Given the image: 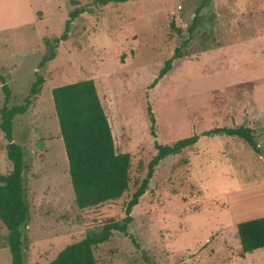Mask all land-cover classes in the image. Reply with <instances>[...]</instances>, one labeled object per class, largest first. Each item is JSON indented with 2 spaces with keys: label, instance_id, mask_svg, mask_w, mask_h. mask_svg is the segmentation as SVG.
Returning a JSON list of instances; mask_svg holds the SVG:
<instances>
[{
  "label": "rangeland",
  "instance_id": "rangeland-1",
  "mask_svg": "<svg viewBox=\"0 0 264 264\" xmlns=\"http://www.w3.org/2000/svg\"><path fill=\"white\" fill-rule=\"evenodd\" d=\"M13 2L0 0V17ZM76 2L30 0L45 22L0 32V74L10 90L7 106L23 103L35 72L42 77L27 109L15 114L11 124L12 140L22 152L28 215L20 227L21 264H44L103 223L121 222L125 202L156 152L154 140L171 144L191 134L199 135L193 145L154 167L131 207L125 232L111 230L107 240L92 248L95 263L264 264V247L244 257L233 250L238 247L235 223L264 212V114L248 112L256 86L255 94L264 97V64L251 57L255 47L242 41L240 63L232 65L233 0ZM76 7L85 11L70 19L54 57L37 67L48 53L43 39L58 36L68 11ZM169 58L170 68L151 86ZM81 79L93 80L115 152L129 154L126 191L85 208L74 203L50 95L52 87ZM237 126L250 128L257 151L234 135H201ZM5 144L0 131L2 174L11 168ZM5 235L0 222V264L10 262Z\"/></svg>",
  "mask_w": 264,
  "mask_h": 264
},
{
  "label": "trees",
  "instance_id": "trees-1",
  "mask_svg": "<svg viewBox=\"0 0 264 264\" xmlns=\"http://www.w3.org/2000/svg\"><path fill=\"white\" fill-rule=\"evenodd\" d=\"M96 1L106 4L125 0ZM69 2L77 3L76 0H69ZM83 11H85L83 7H76L68 11L62 32L50 40L43 39V43L49 45L48 53L42 55L37 67L43 66L45 62L54 57L56 43L66 38L70 19ZM170 65L171 59H166L152 80L151 86L165 74ZM41 82L42 77L35 72L34 80L23 98V103L7 106L10 90L0 74L2 91L0 131L6 141V158L11 167L9 172L0 173V222L6 229L5 241L10 254L9 264H21L22 262L20 227L25 225L28 216L21 180L22 152L20 146L12 140V118L15 114L25 112L30 97L38 92ZM50 95L75 205L78 208H85L119 198L128 187L129 154L127 152L117 153L114 150L110 127L98 99L93 80L81 79L54 86L50 89ZM147 112L149 113L150 134L155 137L152 129L154 118L148 107ZM219 132L237 136L256 150L249 127H216L203 131L201 135L211 136ZM198 137V134H191L176 139L171 144H162L154 140L153 146L156 152L147 162L144 177L125 202L124 217L121 222L107 221L103 223L99 230L89 231L82 238L66 244L51 260L44 264H96L92 248L107 240L111 230L125 232L126 225L131 218V207L137 203L138 198L145 191L158 162L170 154H175L181 149L193 145ZM235 226L240 256H243L245 252L264 246V216L238 221Z\"/></svg>",
  "mask_w": 264,
  "mask_h": 264
},
{
  "label": "crops",
  "instance_id": "crops-1",
  "mask_svg": "<svg viewBox=\"0 0 264 264\" xmlns=\"http://www.w3.org/2000/svg\"><path fill=\"white\" fill-rule=\"evenodd\" d=\"M44 22V15L41 11L37 12L33 9L30 0H14L11 5V10L7 11L3 17H0V32L9 29L27 28L28 26L37 27L36 25ZM241 26L247 33L244 37L241 35ZM242 41L248 43L249 47H255L254 51H252L253 53H251V57L258 56L257 61L264 64V55L259 56V54H256L264 52V0H233L232 2L231 55L233 67L236 63H240V46ZM240 80L241 79L238 77L237 81L240 82ZM257 85L259 86V84ZM256 88L257 86L253 93L255 99V102L253 103L254 106L251 104L253 109H249L248 112L261 111L264 114V97H259V95L255 94L257 90ZM255 105L258 106V110L255 109ZM262 214L264 216V212ZM250 218L253 217L251 216ZM240 219L244 220L248 219V217ZM263 247L264 246L258 247L253 250L255 251L256 249L258 250ZM233 250H239V242L238 247H233ZM249 252H245L242 257L248 255Z\"/></svg>",
  "mask_w": 264,
  "mask_h": 264
}]
</instances>
